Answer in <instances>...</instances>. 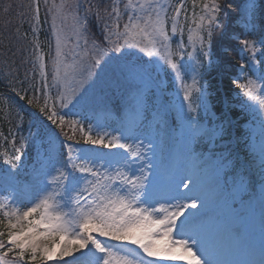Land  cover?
<instances>
[{"label":"snow or ice","instance_id":"6c2138e0","mask_svg":"<svg viewBox=\"0 0 264 264\" xmlns=\"http://www.w3.org/2000/svg\"><path fill=\"white\" fill-rule=\"evenodd\" d=\"M41 3L44 23L51 18L48 53L38 37ZM26 7L40 77V95L27 103L39 111L28 113L26 126L23 108L15 113L12 149L0 153V264H264V225L258 240L243 227L245 198L250 208L257 183L264 206V0H191L190 15L188 0H30ZM26 14L16 13L22 23ZM233 36L241 62L232 83L240 109L259 126L258 147L244 141L248 152L235 106L207 79L228 63ZM26 94L16 91L20 100ZM98 100L105 119L108 103L126 111L119 128L108 131L96 118ZM145 122L179 128L189 161L179 182H162L148 155L156 145L137 135ZM205 139L220 148L211 161L196 151ZM209 164L221 192L242 205L226 220L199 211L208 206L200 172Z\"/></svg>","mask_w":264,"mask_h":264},{"label":"rangeland","instance_id":"374dc122","mask_svg":"<svg viewBox=\"0 0 264 264\" xmlns=\"http://www.w3.org/2000/svg\"><path fill=\"white\" fill-rule=\"evenodd\" d=\"M220 2L222 4V0H220ZM188 10L190 15L192 11L191 0H188ZM196 11L199 12V8H197ZM28 22L30 23V17L28 18ZM70 23L71 21L69 20V24ZM50 24L46 23V26H50ZM40 27L42 29L41 31ZM14 33H16V31ZM25 33H27V36H25ZM16 37L17 36L14 37V40H17L18 44L12 39V37H10L11 39H9V37L2 38L0 34V41H2L0 42V55L3 57L2 61H0V153H3L4 151H11L12 149V139L13 136L17 134V119L15 113L17 111H20L21 107L23 108L25 126L27 125L28 121V113H38L32 111L27 105L22 104V101H25L26 99L20 100L16 95V91H19L21 95H25L26 91L27 100L31 99L34 94L37 96L40 95L38 91H34L35 89L40 88L39 72L37 69L34 75L33 66L30 63V61L32 60L33 44L31 29H24V31L22 32V36L19 35V39H17ZM38 37L42 53H48L50 51L48 46L50 40L49 28L44 27L43 24H40L38 27ZM184 38L185 40L187 38V29H185ZM232 38L236 42L235 37L233 36ZM18 45L20 49L24 50V53L23 56L21 55L19 57H15L17 55L16 49ZM173 47H175V43H173ZM9 49L11 50L9 51ZM13 53H15V55H13ZM20 59L23 60V64L27 66L29 71L21 72V68H23V66L22 63H20ZM46 60L48 61L50 70L51 60L48 56H46ZM238 61L241 62L239 59V52L237 62ZM238 75H240L239 68L235 66L234 72L231 73V80L235 79ZM219 77L220 70H214L211 74L210 81L208 78L207 79L210 85L215 84L211 82L217 80L219 86ZM49 82L51 83V80ZM13 88H15L16 91H13ZM52 95H55L54 89L52 90ZM225 95H227L229 102L235 106V111L244 115L243 117L238 116L236 118L234 116V119L237 120L236 130H238V134L241 135L240 144L242 151H249V148L244 145L245 140H247L250 145L258 147L260 141L259 126L258 123L253 120V117L251 115L240 109L239 101L242 99V96L240 95L239 88H237L236 85L233 84L230 93ZM167 97L173 103H179V101L176 99V90L174 88H169ZM223 97L224 94L222 92L221 98ZM40 102L41 104L43 103L42 96L40 97ZM49 103H51V100L49 101ZM97 104L98 108L100 109L104 107V102L102 100H98ZM107 107L111 108L113 113L118 115L126 112L123 110V108L118 111L111 103H108ZM69 117H72L71 113H69ZM205 123L207 122L205 121ZM85 124H87V121L85 122ZM106 130L113 131V128L108 125ZM166 130L167 129L160 128L159 132V129L156 128V126L153 124L141 131L142 135L141 133H137V135H140L141 138L147 136L152 140L153 144L156 145L154 149L155 155L153 156V152H149L148 155L153 157V163L162 173V182L164 184H170L179 182L181 175H183L185 169L189 167V161L186 159L184 144L179 137V128L177 127L175 129H168L167 132ZM24 134L26 135V131ZM156 135L158 137H156ZM77 138H79V136H77ZM147 143L148 140H145V144ZM17 146H19V143H17ZM196 151L198 154H202L203 160L211 161L214 158L213 153L215 152L216 154H218L220 148L219 145L214 146L210 144L207 139H205L200 142V145L196 149ZM27 159L28 158L25 157L26 162ZM0 163H2V158H0ZM258 168L259 158L257 156L254 163V170L257 172V181L259 180ZM200 175L203 177L201 192L207 198L208 206L206 208H201L199 211L203 213L206 218L213 220H226L233 214V212L241 210L242 205L239 202L233 205L232 201L227 198L226 194L222 193L221 190L217 187L214 182L210 164L209 166L201 170ZM22 176L24 177L23 180L25 181L27 179V175L24 168L21 169L20 180H22ZM181 191L187 190L181 187ZM259 191L260 186L259 183H257L254 189V204L250 208H247L248 201L247 198H245V202L243 205V208H245L243 216V227L256 240L259 239L262 225H264V215L260 213V210H262V205L259 201ZM49 264H55V261H50ZM157 264H184V262L170 260L168 261L161 258L157 260Z\"/></svg>","mask_w":264,"mask_h":264},{"label":"trees","instance_id":"16d2710c","mask_svg":"<svg viewBox=\"0 0 264 264\" xmlns=\"http://www.w3.org/2000/svg\"><path fill=\"white\" fill-rule=\"evenodd\" d=\"M69 2H74V0H69ZM93 2L101 3V0H93ZM57 3H59V0H57ZM108 3H109V0H102V6L107 5ZM223 3H224V0H222V4ZM6 4H11L13 6L11 13L8 15H6L3 11V6ZM21 4L25 5V8H20L19 5H21ZM28 4H29V0H0V34H1L2 38L12 37V39L14 40V37L17 36V33H14L16 31L17 27L20 28V32L18 34L20 36H22V32L24 31V29L25 30L30 29V23L28 22V18L30 17V13L28 12L27 7H26ZM21 11H25L27 13L25 18H24L23 23L21 22L20 18L16 15V13L21 12ZM229 12H231V10H229ZM40 15H41V24H43L44 27H47L50 29V26H46V23H44L45 10H44V6L42 3H41ZM6 21H11V22L6 24L5 23ZM50 22H51V18L49 17L47 23L50 24ZM21 23H22V26H21ZM231 28L235 29L237 33L242 31V28L237 27L235 22L231 23ZM41 30L42 29L40 27V31ZM45 35H46V33H45ZM14 41H16V43H17V40H14ZM231 44H232V47L229 50L228 63L223 64V66L220 69L219 86H218L217 80H214V82H211V83H215V84H211L212 85L211 86L212 91H215L216 94H218V95L220 94L218 87H221L222 90L225 92V94H229L231 91V87L233 85L232 80H231V73L234 72V67L238 63L237 60H238L239 47L237 46V43L234 41L233 38H231ZM16 51H17V55L15 57H19L21 55L23 56L24 50L20 49L19 45H18ZM2 58L3 57L0 55V61H2ZM20 63H22V66H23V68H21V72L29 71L27 66L25 64H23L24 62L22 59H20ZM30 63L32 65L31 61H30ZM210 77H211V75L209 77H207L209 79V81L211 79ZM214 85H216V86H214ZM25 99H26L25 101H22V104L27 105L34 112L39 111L35 105H29L27 103V95L25 96ZM102 109L97 108L96 118L100 119L105 124L111 126L113 128V130L120 127V121L127 119V113L126 112L118 115V114L113 113L111 108H109L112 112L111 118L105 119V113L102 112L103 111ZM236 114H237V112H236ZM89 122H93V121H87V123H89ZM148 126L149 125L147 124V122H145V125L141 129V131H143Z\"/></svg>","mask_w":264,"mask_h":264},{"label":"bare ground","instance_id":"6f19581e","mask_svg":"<svg viewBox=\"0 0 264 264\" xmlns=\"http://www.w3.org/2000/svg\"><path fill=\"white\" fill-rule=\"evenodd\" d=\"M23 179H24V177L22 176V180H21L22 182L24 181ZM261 207H262V210H260V213L264 215V206H261ZM263 219H264V217H263ZM112 243H116V242H112ZM160 259H161V258H160ZM165 260H166V259H165ZM168 261H169V260H168Z\"/></svg>","mask_w":264,"mask_h":264}]
</instances>
